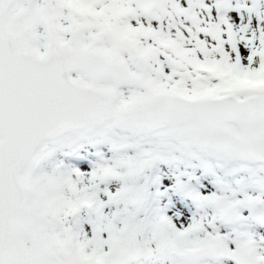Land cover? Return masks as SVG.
<instances>
[{"label": "snow or ice", "instance_id": "1", "mask_svg": "<svg viewBox=\"0 0 264 264\" xmlns=\"http://www.w3.org/2000/svg\"><path fill=\"white\" fill-rule=\"evenodd\" d=\"M0 264H264V0H0Z\"/></svg>", "mask_w": 264, "mask_h": 264}]
</instances>
